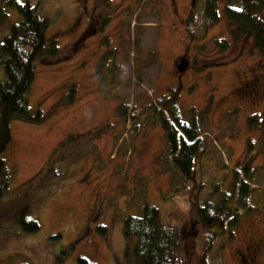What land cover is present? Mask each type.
Segmentation results:
<instances>
[{
	"label": "rangeland",
	"instance_id": "obj_1",
	"mask_svg": "<svg viewBox=\"0 0 264 264\" xmlns=\"http://www.w3.org/2000/svg\"><path fill=\"white\" fill-rule=\"evenodd\" d=\"M206 1L33 0L60 57L37 64L30 105L44 122H13L3 157L17 193L29 184L36 192L50 171L53 184L34 209L39 233L0 228V264H137L123 235L128 217L150 205L185 236L199 237L196 206L238 200L234 180H246L249 166L235 237L214 240L210 264H242L237 253L251 241L264 264V96L243 89L258 80L264 90V58L228 25L229 0L218 2L214 26L204 17ZM19 21L8 12L0 42ZM159 110L186 124L202 120L210 144L191 180L173 165Z\"/></svg>",
	"mask_w": 264,
	"mask_h": 264
},
{
	"label": "trees",
	"instance_id": "obj_2",
	"mask_svg": "<svg viewBox=\"0 0 264 264\" xmlns=\"http://www.w3.org/2000/svg\"><path fill=\"white\" fill-rule=\"evenodd\" d=\"M219 1L208 0L204 5V17L211 26L219 21ZM110 2L97 0V5L108 7ZM263 8L264 0H229L225 17L234 33L238 37L251 38L255 49L264 58V18L258 15ZM11 10L18 13L20 21L0 42V68L6 76L0 81V228L7 231L12 227L13 231L21 230L23 234L30 235L41 231L33 218L34 209L43 201V187L47 189L53 184L48 181L52 173L48 172L36 192H33V184H29L27 191L19 194L15 188L12 189L14 169L8 167L3 155L12 144L13 122H44L41 111L31 108L30 95L36 80L37 64L46 65L57 60L60 49L55 40L48 38L50 22L40 14L33 0H3L0 27L7 22ZM159 111L157 120L165 133L173 165L185 179L191 180L196 157L210 144L204 136L202 120L199 122L195 118L186 124L173 110ZM243 172L246 180L239 181L237 175L234 180V186L239 182L238 200L224 197L223 201L196 206L193 221L200 228L199 237L198 234L191 239L185 236L182 227L165 222L160 211L150 205H145L139 216L128 217L124 222L123 235L133 245L137 264H210L214 240L224 234L229 240L234 239L235 228L241 220V208H246L250 166L244 167ZM204 230L206 234L202 235ZM99 231L104 234L106 228ZM189 240H192V245L188 244Z\"/></svg>",
	"mask_w": 264,
	"mask_h": 264
},
{
	"label": "flooded vegetation",
	"instance_id": "obj_3",
	"mask_svg": "<svg viewBox=\"0 0 264 264\" xmlns=\"http://www.w3.org/2000/svg\"><path fill=\"white\" fill-rule=\"evenodd\" d=\"M186 62V61H182ZM243 89L250 91V96L254 99H260L264 96V90L261 89L258 80L247 82L243 84ZM261 247L256 242H250L244 252H238L237 255L240 258L242 264H258V258L260 255Z\"/></svg>",
	"mask_w": 264,
	"mask_h": 264
},
{
	"label": "water",
	"instance_id": "obj_4",
	"mask_svg": "<svg viewBox=\"0 0 264 264\" xmlns=\"http://www.w3.org/2000/svg\"><path fill=\"white\" fill-rule=\"evenodd\" d=\"M185 65H186V62H183L182 63V66L181 67H179V72H182L184 69H185Z\"/></svg>",
	"mask_w": 264,
	"mask_h": 264
}]
</instances>
